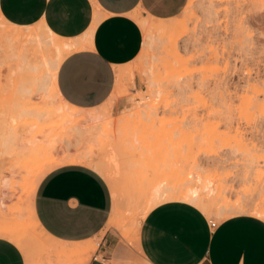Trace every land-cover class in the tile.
I'll list each match as a JSON object with an SVG mask.
<instances>
[{
    "label": "rangeland",
    "instance_id": "rangeland-1",
    "mask_svg": "<svg viewBox=\"0 0 264 264\" xmlns=\"http://www.w3.org/2000/svg\"><path fill=\"white\" fill-rule=\"evenodd\" d=\"M132 18L140 52L116 71L107 101L78 109L54 79L65 44L82 49L87 37L65 43L43 23L0 16V239L24 264H86L94 253L105 264H147L140 221L163 202L190 204L185 193L208 204H190L208 220L264 221L250 212L264 213V0H187L169 21ZM63 165L98 173L112 203L104 229L72 245L47 236L30 208L42 176ZM222 202L229 215L216 212Z\"/></svg>",
    "mask_w": 264,
    "mask_h": 264
},
{
    "label": "crops",
    "instance_id": "crops-1",
    "mask_svg": "<svg viewBox=\"0 0 264 264\" xmlns=\"http://www.w3.org/2000/svg\"><path fill=\"white\" fill-rule=\"evenodd\" d=\"M186 1L0 0V16L18 27L43 23L62 40L86 36L88 45L60 62L54 83L66 104L93 109L110 98L116 71L127 67L140 52L142 30L132 16L169 21L181 13ZM111 207L107 183L83 165L48 171L31 198L40 229L68 245L95 238L106 226ZM208 221L190 204L163 202L140 221L138 252L147 264H264L263 221L235 215L211 220L213 229ZM21 254L14 244L0 239V264H24Z\"/></svg>",
    "mask_w": 264,
    "mask_h": 264
},
{
    "label": "bare ground",
    "instance_id": "bare-ground-1",
    "mask_svg": "<svg viewBox=\"0 0 264 264\" xmlns=\"http://www.w3.org/2000/svg\"><path fill=\"white\" fill-rule=\"evenodd\" d=\"M68 40H66L65 41V43L67 42ZM68 43V42H67ZM65 44L66 45V47L68 46V44ZM65 47V49H64V54H62V56H61V59L63 60V58L66 56V55H68L69 53H71V52H73V50L74 49H70V48H66ZM72 50V51H71ZM76 50V49H75ZM74 50V51H75ZM62 60H60V62L62 61ZM71 162H73V161H71ZM70 161L68 162V163H71ZM75 163V162H74ZM71 164H73V163H71ZM45 173V172H44ZM43 172H42V174H44ZM112 190V189H111ZM115 191V190H114ZM209 192V191H208ZM210 192H212V191H210ZM115 193V192H114ZM171 194V193H170ZM176 194V193H175ZM174 194V195H175ZM169 195V194H168ZM173 194H171V196H172ZM170 196V197H171ZM176 196H177V194H176ZM164 197H166V195L164 196ZM168 197V196H167ZM170 197H169V199H170ZM173 198V197H172ZM176 198H178V197H176ZM166 199V198H165ZM180 199L181 200H183V201H186V202H188V203H190V204H192V205H194V206H196V207H198L199 209H201V210H208L209 211V209H208V204L207 203H205V202H203V200L202 199H198V198H196L195 196H192L191 194H189V193H185L184 195H182L181 197H180ZM179 198L177 199V200H180ZM174 200V199H173ZM209 203H210V201H209ZM213 203V202H212ZM241 204V203H240ZM209 205H211V208H212V206L214 207L215 205L214 204H209ZM239 205V204H238ZM154 206V205H153ZM226 206V204H225V202H224V204H223V202H222V205L220 206V204H219V206L217 207V210H216V212L218 213V214H220V213H222V212H224L225 210H227V208L225 207ZM233 206H235V205H233ZM247 206V205H246ZM148 207H149V205H148ZM228 207V206H227ZM229 207H230V205H229ZM236 207H237V204H236ZM239 207V206H238ZM236 208V209H239L240 211H245V210H243V209H241L240 207L239 208ZM258 206H256L255 207V205L253 206V208H256V209H252V211L250 210V212H252L254 215H257V216H259V217H261V218H264V213L263 212H261V211H259L258 209H259V207L257 208ZM31 208V207H30ZM226 208V209H225ZM230 209V208H229ZM146 210V209H145ZM149 210V209H148ZM211 210V209H210ZM238 210V211H239ZM212 211V210H211ZM213 211H214V208H213ZM235 211V210H234ZM240 211H239V213H240ZM146 212V211H145ZM215 212V213H216ZM227 211H225V213H226ZM231 212V211H230ZM230 212H227V213H230ZM246 212V211H245ZM226 213V215H229V214H227ZM238 213V212H237ZM236 213V214H237ZM232 214H234V213H232ZM250 214V213H249ZM142 215V214H141ZM220 216H222V215H220ZM225 216V215H224ZM231 217V216H230ZM251 217H253L252 215H251ZM261 221H263V220H261ZM264 222V221H263Z\"/></svg>",
    "mask_w": 264,
    "mask_h": 264
},
{
    "label": "built area",
    "instance_id": "built-area-1",
    "mask_svg": "<svg viewBox=\"0 0 264 264\" xmlns=\"http://www.w3.org/2000/svg\"><path fill=\"white\" fill-rule=\"evenodd\" d=\"M207 223H208V227H209L210 229L215 228V222H212L211 220H209ZM97 256H98L97 254H93L92 256H90V258H89L87 264H102V263L98 260Z\"/></svg>",
    "mask_w": 264,
    "mask_h": 264
}]
</instances>
